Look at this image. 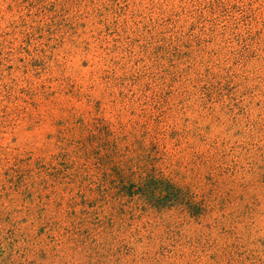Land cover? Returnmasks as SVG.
<instances>
[{
    "label": "rangeland",
    "instance_id": "obj_1",
    "mask_svg": "<svg viewBox=\"0 0 264 264\" xmlns=\"http://www.w3.org/2000/svg\"><path fill=\"white\" fill-rule=\"evenodd\" d=\"M0 264H264V0H0Z\"/></svg>",
    "mask_w": 264,
    "mask_h": 264
},
{
    "label": "trees",
    "instance_id": "obj_2",
    "mask_svg": "<svg viewBox=\"0 0 264 264\" xmlns=\"http://www.w3.org/2000/svg\"><path fill=\"white\" fill-rule=\"evenodd\" d=\"M115 180L107 181L105 179L101 180L102 185L113 186L114 188H120V191H123L126 188L128 182L121 180L119 185L115 187ZM129 189L136 188L134 192L130 194L139 195L143 198H146L148 201L152 202L156 208H170L174 205H178L181 199V194L183 193L175 185L171 184L169 181L163 178H155L148 176L146 179L141 180L140 185L135 187L134 184H129ZM130 195V196H132ZM183 196V194H182Z\"/></svg>",
    "mask_w": 264,
    "mask_h": 264
}]
</instances>
